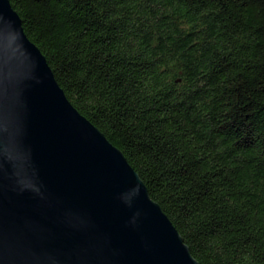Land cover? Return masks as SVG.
Returning a JSON list of instances; mask_svg holds the SVG:
<instances>
[{
  "label": "trees",
  "instance_id": "16d2710c",
  "mask_svg": "<svg viewBox=\"0 0 264 264\" xmlns=\"http://www.w3.org/2000/svg\"><path fill=\"white\" fill-rule=\"evenodd\" d=\"M9 1L191 255L264 264V0Z\"/></svg>",
  "mask_w": 264,
  "mask_h": 264
},
{
  "label": "water",
  "instance_id": "95a60500",
  "mask_svg": "<svg viewBox=\"0 0 264 264\" xmlns=\"http://www.w3.org/2000/svg\"><path fill=\"white\" fill-rule=\"evenodd\" d=\"M0 264H200L0 0Z\"/></svg>",
  "mask_w": 264,
  "mask_h": 264
}]
</instances>
